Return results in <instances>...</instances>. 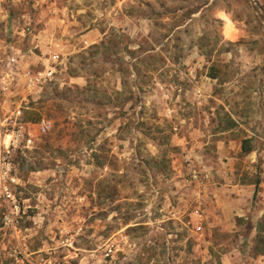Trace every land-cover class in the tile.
<instances>
[{
  "label": "rangeland",
  "instance_id": "1",
  "mask_svg": "<svg viewBox=\"0 0 264 264\" xmlns=\"http://www.w3.org/2000/svg\"><path fill=\"white\" fill-rule=\"evenodd\" d=\"M17 112L0 264H264V0H0Z\"/></svg>",
  "mask_w": 264,
  "mask_h": 264
},
{
  "label": "built area",
  "instance_id": "2",
  "mask_svg": "<svg viewBox=\"0 0 264 264\" xmlns=\"http://www.w3.org/2000/svg\"><path fill=\"white\" fill-rule=\"evenodd\" d=\"M15 114V113H14ZM16 115L0 117V206L2 207V224L16 231V223L21 213V199L18 196L19 177L15 156L18 150L30 147L36 134L41 135L50 130L52 123L42 117L38 122H22ZM32 126V127H31ZM193 176H196L195 174Z\"/></svg>",
  "mask_w": 264,
  "mask_h": 264
},
{
  "label": "trees",
  "instance_id": "3",
  "mask_svg": "<svg viewBox=\"0 0 264 264\" xmlns=\"http://www.w3.org/2000/svg\"><path fill=\"white\" fill-rule=\"evenodd\" d=\"M214 76V75H212ZM251 150V145L249 144V141L247 139H244L243 142H242V151L244 153H247ZM254 183V195L256 194V192L258 191V185H259V178L257 176V178L255 179V181L253 182ZM256 253V252H255Z\"/></svg>",
  "mask_w": 264,
  "mask_h": 264
}]
</instances>
